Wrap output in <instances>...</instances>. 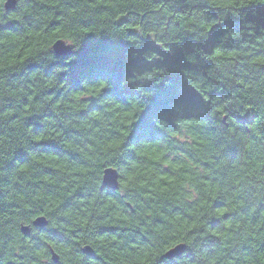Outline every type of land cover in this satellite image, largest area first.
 Listing matches in <instances>:
<instances>
[{
    "label": "trees",
    "instance_id": "trees-1",
    "mask_svg": "<svg viewBox=\"0 0 264 264\" xmlns=\"http://www.w3.org/2000/svg\"><path fill=\"white\" fill-rule=\"evenodd\" d=\"M5 1L0 264H264V0Z\"/></svg>",
    "mask_w": 264,
    "mask_h": 264
},
{
    "label": "water",
    "instance_id": "water-1",
    "mask_svg": "<svg viewBox=\"0 0 264 264\" xmlns=\"http://www.w3.org/2000/svg\"><path fill=\"white\" fill-rule=\"evenodd\" d=\"M16 1L15 0H6L4 3V7L6 10H13L15 7ZM52 50L53 52L57 55V56H69L72 53V47L70 46V44L66 43L63 40H57L56 42H54V44L52 45ZM102 183L104 187H107L111 190H115L118 187V183H119V175L118 172L113 169V168H107L104 170L103 172V176H102ZM33 227H37V228H42L45 227L47 225V221L44 217H37L33 222H32ZM21 232L23 235H28L30 232V228L29 226H22L21 227ZM185 251V245L184 244H177L175 246H173L172 248H170L169 250H167L163 256L162 259H173L175 257H179L180 255H182ZM51 259L54 263L58 262V256L57 254H55V252L51 249ZM82 252L83 254L87 255V256H91L92 255V250L89 246H84L82 247Z\"/></svg>",
    "mask_w": 264,
    "mask_h": 264
},
{
    "label": "rangeland",
    "instance_id": "rangeland-1",
    "mask_svg": "<svg viewBox=\"0 0 264 264\" xmlns=\"http://www.w3.org/2000/svg\"><path fill=\"white\" fill-rule=\"evenodd\" d=\"M197 97H198L200 105L202 106L203 109H205V98H204V96H202L201 94H198ZM177 99L183 100L180 97H177Z\"/></svg>",
    "mask_w": 264,
    "mask_h": 264
}]
</instances>
